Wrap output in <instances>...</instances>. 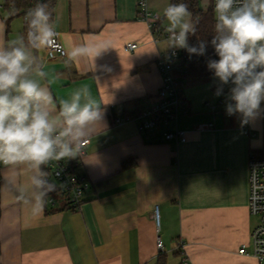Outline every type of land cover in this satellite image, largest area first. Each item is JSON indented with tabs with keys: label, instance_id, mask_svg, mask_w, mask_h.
<instances>
[{
	"label": "crops",
	"instance_id": "obj_1",
	"mask_svg": "<svg viewBox=\"0 0 264 264\" xmlns=\"http://www.w3.org/2000/svg\"><path fill=\"white\" fill-rule=\"evenodd\" d=\"M9 17L1 3L0 46L22 35L23 19L14 17L7 26ZM51 20L66 56L48 58L45 47L34 54L47 73L42 83L54 108L86 86L103 111L82 158L91 187L79 209L43 203L34 212L31 203L17 199V189L28 188L30 170L1 165L0 264H182L184 257L189 264H257L238 250L249 244L256 224L248 209V156H264V116L250 122L246 134L238 115L225 116L230 85L216 96L214 76L185 77L186 107L176 121L184 142L167 141L160 127L116 125L114 116L152 103L161 83L156 58L165 41H154L139 20L136 0H56ZM86 41L106 49L95 58L69 61L67 53ZM129 42L137 48L126 50ZM204 122L214 127L199 130ZM154 205L160 210L161 250Z\"/></svg>",
	"mask_w": 264,
	"mask_h": 264
},
{
	"label": "clouds",
	"instance_id": "obj_2",
	"mask_svg": "<svg viewBox=\"0 0 264 264\" xmlns=\"http://www.w3.org/2000/svg\"><path fill=\"white\" fill-rule=\"evenodd\" d=\"M214 14L210 43L218 59L208 60L207 68L218 81L216 96L230 85L226 113L238 115L244 126L264 116V0H214ZM163 17L168 22L166 50L205 55L207 42L189 44L200 21L186 3H170ZM25 20L27 35L0 46V163L30 170L28 188H18L17 199L39 212L44 198L55 191L42 166L80 156L103 111L86 86L59 99L54 108L53 97L42 83L47 73L34 50L50 45L58 33L45 3L29 9ZM103 49L101 43L86 41L67 53L68 60L95 58Z\"/></svg>",
	"mask_w": 264,
	"mask_h": 264
},
{
	"label": "built area",
	"instance_id": "obj_3",
	"mask_svg": "<svg viewBox=\"0 0 264 264\" xmlns=\"http://www.w3.org/2000/svg\"><path fill=\"white\" fill-rule=\"evenodd\" d=\"M150 0H136V10L139 20L143 21L154 41H166V27L162 17L151 10ZM214 10V0H211ZM215 16V14H214ZM134 42L127 43L124 48L132 51L137 48ZM46 48L48 58H63L66 56V49L57 35L52 43ZM190 58L186 50H162L156 58V66L161 77L160 86L153 97L152 103L144 110L135 114H123L114 116L113 122L116 125L128 121H136L138 131H145L160 127L163 129V136L167 141L174 140L177 143L186 140L185 131L177 128L176 121L178 114L186 107L182 96V77L188 71ZM205 104L212 112L217 110V105ZM222 102L219 101L218 105ZM227 118L233 116L227 115ZM240 121V118H239ZM214 127L213 122L200 123L199 130H208ZM245 133H249L248 124L242 126ZM89 140L82 145V153L74 159L52 160L42 166L47 174V179L55 185V191L48 193L44 198L46 206L51 208L59 207L67 210L79 209L84 200L85 192L91 187L88 176L81 172L82 158L86 153V146ZM4 165L0 163V166ZM248 209L250 215L257 217V222L250 232L249 244H242L238 250L239 254L252 256L257 264H264V156L250 153L248 156ZM156 228V244L159 250L163 248L162 240L158 235L160 229V210L154 205L152 212ZM178 248L183 243L178 241ZM249 249V251L247 250ZM182 264H189L187 258L182 259Z\"/></svg>",
	"mask_w": 264,
	"mask_h": 264
},
{
	"label": "trees",
	"instance_id": "obj_4",
	"mask_svg": "<svg viewBox=\"0 0 264 264\" xmlns=\"http://www.w3.org/2000/svg\"><path fill=\"white\" fill-rule=\"evenodd\" d=\"M38 2L47 4V11L50 13V17H53V8L56 0H3L2 7L6 9L10 17L6 21L8 26L9 20L14 17H21L23 19L22 35H27L28 27L25 20V15L29 9L35 7ZM184 2L188 5L189 10L193 13V18L199 17V24L197 25V33L195 36L189 37V44L196 45L198 40L207 42L206 53L203 56H197L195 54L189 55L190 61L188 62V71L183 75V78L191 79H205L213 77V73L207 68V61L210 59H218L215 54L214 48L211 46V39L214 35L215 16L214 10L211 6L207 9H203L200 6L199 0H169L170 3Z\"/></svg>",
	"mask_w": 264,
	"mask_h": 264
},
{
	"label": "rangeland",
	"instance_id": "obj_5",
	"mask_svg": "<svg viewBox=\"0 0 264 264\" xmlns=\"http://www.w3.org/2000/svg\"><path fill=\"white\" fill-rule=\"evenodd\" d=\"M3 2V0H0V4ZM200 6L205 10L208 7L211 6V0H199ZM149 5L151 7V10L158 13L164 22V26H167V20L163 17V10L164 8H166L169 5V0H150ZM18 22V21H17ZM14 23L15 22H11V33L14 30ZM186 80L184 79V81L181 82V84L185 83ZM253 216V215H252ZM253 222H257V217L253 216Z\"/></svg>",
	"mask_w": 264,
	"mask_h": 264
}]
</instances>
